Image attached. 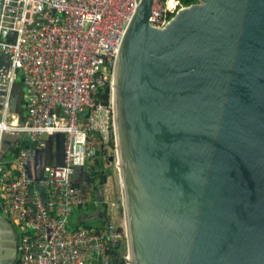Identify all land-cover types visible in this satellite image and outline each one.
<instances>
[{
    "label": "water",
    "instance_id": "water-1",
    "mask_svg": "<svg viewBox=\"0 0 264 264\" xmlns=\"http://www.w3.org/2000/svg\"><path fill=\"white\" fill-rule=\"evenodd\" d=\"M151 7L115 63L134 264H264V0H198L162 28ZM16 258L0 213V264Z\"/></svg>",
    "mask_w": 264,
    "mask_h": 264
},
{
    "label": "built area",
    "instance_id": "built-area-1",
    "mask_svg": "<svg viewBox=\"0 0 264 264\" xmlns=\"http://www.w3.org/2000/svg\"><path fill=\"white\" fill-rule=\"evenodd\" d=\"M138 3L0 0V55L9 63L0 68V141L7 133L28 139L21 147L15 140L16 151L0 159V211L17 233L14 264H118L112 251L122 234L108 215L95 224L71 226L75 211L98 205L91 183L82 186L73 179V167L93 160L95 145L108 140L113 109L102 101L100 89L111 84ZM166 3L152 0V26L162 28L173 17ZM17 74L25 87L21 121L11 110ZM53 132L64 134L63 160L44 165L42 176L33 178L28 158Z\"/></svg>",
    "mask_w": 264,
    "mask_h": 264
},
{
    "label": "rangeland",
    "instance_id": "rangeland-1",
    "mask_svg": "<svg viewBox=\"0 0 264 264\" xmlns=\"http://www.w3.org/2000/svg\"><path fill=\"white\" fill-rule=\"evenodd\" d=\"M171 1V0H170ZM174 5V4H172ZM4 79H2V82ZM0 81V83H2ZM0 95L3 97L4 91L0 89ZM3 98H0V100ZM112 102V86L109 84V105ZM113 108V105L111 106ZM22 112L20 113V115ZM112 120L110 123V131L108 140L106 142H100L95 145V150L98 153L100 159L102 160L105 178L103 181L100 179L101 170L93 160H89L84 165H75L73 167L74 174L73 179L80 185L86 186L88 185V165H92L93 172L95 175L91 176L92 182V196L93 194L99 200V205H101L100 209L103 215H108V219L116 226L118 231L121 232L122 237L117 245L116 250L121 253L123 256V263L127 264L126 256L128 251V240L125 236V227H124V219L125 208L123 201V187H122V179L120 180V172L118 170V153H117V132L114 127V114L115 110L113 108ZM113 142V147L110 142ZM63 142H64V134L62 132H53L51 134H47L44 137V146L38 149L33 155L28 158L27 167L30 175L33 178H40L43 174V166L46 164H59L63 160ZM9 153H7L8 155ZM7 157V156H5ZM8 158V157H7ZM95 188V193L93 192ZM122 189V190H121ZM94 197V196H93ZM93 210V205L88 204L87 210L84 213L91 212ZM6 216V215H5ZM94 222V221H93ZM92 222V223H93ZM96 222V221H95ZM94 222V224H95ZM128 257V256H127Z\"/></svg>",
    "mask_w": 264,
    "mask_h": 264
},
{
    "label": "trees",
    "instance_id": "trees-1",
    "mask_svg": "<svg viewBox=\"0 0 264 264\" xmlns=\"http://www.w3.org/2000/svg\"><path fill=\"white\" fill-rule=\"evenodd\" d=\"M163 1H166V0H163ZM198 2V0H175V4L173 7V10L168 12V16H174L176 10L182 6H188L190 4H193V3H196ZM99 96L101 97L102 101L104 103H108V98H109V84L107 83L105 86H103L101 89H100V94ZM21 137L19 139H17V142H18V146L21 147V146H26L28 145V139L24 136V135H20ZM111 146L113 147V142L111 141L110 142ZM16 151V148L15 150ZM93 162L98 166L100 167V170H101V174H100V179L103 181V179L105 178V173H104V167H103V163H102V160L100 159V156H99V152H95V156H94V159H93ZM93 167L92 165H89L88 166V182H92L91 180V176L93 177L94 172H93ZM95 193V188H94V191ZM93 198L94 200L97 201L98 205H93V210L91 212H94L96 209H100L101 205H99V200L97 198H95L96 196L93 194ZM88 206H86L84 209H81V210H77L75 211L73 214H72V221L75 219L76 215L78 217V214H79V211H85L87 210ZM101 210V209H100ZM1 213V211H0ZM2 214V213H1ZM3 215V214H2ZM104 215L102 214V212L100 213H97V216L94 217L93 219H90V220H83V219H78L79 221L77 220H74L72 223H71V226H77L78 224H83L85 226L87 225H91V224H94L95 220L96 219H102ZM81 218V217H80ZM94 221V222H93ZM93 222V223H92ZM124 227H125V233H126V223H125V219H124ZM117 248V247H116ZM113 255H114V262L118 263V264H121L123 263V259H122V256H121V253H119V251H117L116 249L114 251H112Z\"/></svg>",
    "mask_w": 264,
    "mask_h": 264
},
{
    "label": "bare ground",
    "instance_id": "bare-ground-1",
    "mask_svg": "<svg viewBox=\"0 0 264 264\" xmlns=\"http://www.w3.org/2000/svg\"><path fill=\"white\" fill-rule=\"evenodd\" d=\"M175 4V0H167V7L171 8L173 7ZM117 77H118V69L117 66L114 69V73H113V77H112V81H111V86H112V105L113 108L115 110V129H116V136H117V153H118V170L120 172V180L122 179V187H123V201H124V208H125V223H126V239L128 240V251H127V256H126V261L127 264H134V260H133V252H132V245H131V238H130V220L128 217V212H127V200H126V194H125V190H124V177H123V167H122V159H121V151H120V140H119V129H118V118H117V100H118V91H117ZM112 108V109H113ZM122 190V189H121Z\"/></svg>",
    "mask_w": 264,
    "mask_h": 264
},
{
    "label": "crops",
    "instance_id": "crops-1",
    "mask_svg": "<svg viewBox=\"0 0 264 264\" xmlns=\"http://www.w3.org/2000/svg\"><path fill=\"white\" fill-rule=\"evenodd\" d=\"M3 83H0V87L2 86ZM11 97L12 100L15 98L16 100V105H15V116L18 120H23L26 116V107L23 105L25 102V87L24 84L21 80V76L17 74L15 80L11 84ZM2 90V89H1ZM22 114L20 115V113ZM81 217V218H80ZM78 219H83L81 214H78V217L76 215L74 220L79 221ZM73 220V221H74ZM71 221V223L73 222ZM75 222V221H74Z\"/></svg>",
    "mask_w": 264,
    "mask_h": 264
},
{
    "label": "flooded vegetation",
    "instance_id": "flooded-vegetation-1",
    "mask_svg": "<svg viewBox=\"0 0 264 264\" xmlns=\"http://www.w3.org/2000/svg\"><path fill=\"white\" fill-rule=\"evenodd\" d=\"M4 66H6V58L3 56V55H0V68H3ZM0 81L2 82V79H0ZM0 98H1V95H0ZM15 145L14 146H12L6 153H5V156H9V154H11L12 152H14V150H15ZM7 153H9L8 155H7ZM12 224V223H11ZM12 227H13V230H14V233H15V235H16V237H17V233H16V230H15V227H14V225L12 224ZM17 259V258H16Z\"/></svg>",
    "mask_w": 264,
    "mask_h": 264
}]
</instances>
